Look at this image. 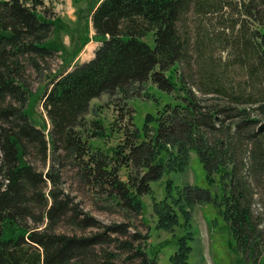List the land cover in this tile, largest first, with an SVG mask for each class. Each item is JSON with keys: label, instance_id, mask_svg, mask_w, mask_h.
<instances>
[{"label": "trees", "instance_id": "obj_1", "mask_svg": "<svg viewBox=\"0 0 264 264\" xmlns=\"http://www.w3.org/2000/svg\"><path fill=\"white\" fill-rule=\"evenodd\" d=\"M46 1L0 0V264H157L150 235L135 224L142 196L165 172L185 171L192 150L208 183L221 174V198L187 185L177 202H213L246 259L264 264V0H97L94 57L43 92L47 133L33 120L28 82V70L51 69L59 49L52 36L62 30ZM149 81L178 101L158 111L154 134L144 127L141 139L134 126L110 151L94 148L90 139L107 134L101 120L87 119L92 101L127 102ZM49 160L44 174L38 165ZM68 167L101 209L125 222L103 224L69 193L60 199ZM161 209L158 227L172 231L175 217ZM189 239H178L173 264L185 263Z\"/></svg>", "mask_w": 264, "mask_h": 264}, {"label": "rangeland", "instance_id": "obj_2", "mask_svg": "<svg viewBox=\"0 0 264 264\" xmlns=\"http://www.w3.org/2000/svg\"><path fill=\"white\" fill-rule=\"evenodd\" d=\"M96 1H46V8L53 16L52 20H55L62 30L52 36L55 46L59 49L52 59L51 69L40 74L31 69L28 70V82L35 93L30 110L35 123L44 128L46 133L50 128V123L42 106L43 92L50 87V82L56 75L92 59L98 47L90 17V12ZM191 17L187 21L193 26L195 19ZM145 41L153 45L152 34L147 36ZM144 90V92L140 91L138 97L127 102L109 95H103L92 101L87 119L101 120L107 134L102 139H90L94 148L110 151L112 147L123 142L125 131H132L135 127L142 133L141 139L144 138V127L148 129L146 135L154 134L157 127L155 118L158 111L167 104H176L178 102L176 101L177 95L161 91L151 81L147 83ZM147 119L149 122L146 125ZM163 155L165 153L160 156ZM50 163L49 160L47 166L39 164V170L46 174ZM212 177L216 179L215 185L208 183L202 163L197 153L192 150L189 165L185 171L165 172L160 180L151 183L152 193L142 196L143 215L136 219L135 224L143 234L150 235L147 251L157 264H173L170 258L178 251V239L185 235L191 237L188 240L191 252L188 253L184 264H253L246 259V254L242 249L238 248V241L230 223L225 220L221 209L213 202L191 205L186 201L181 204L177 202L179 191L187 185L208 188L212 195L219 200L222 194L221 174H213ZM123 178L125 179V177ZM168 182H171L173 186L170 199L167 198ZM51 188L52 184L48 182L46 190L50 191ZM57 191L64 194L69 193L74 200L73 204L79 205L80 210L94 216L103 224L125 222L123 217L105 211L95 203L93 193L83 190L79 182L75 180L71 167L66 168ZM63 193L60 194V199L63 198ZM166 203L170 204V211L162 208ZM156 204L159 209L162 208L165 219L175 217L172 231L158 227L162 221L159 220V215L156 213ZM254 204L253 208L259 211L261 204L257 202ZM257 211L256 214H258ZM29 224L32 226V221ZM59 228V231L65 230ZM260 260L261 257H258L255 264H259Z\"/></svg>", "mask_w": 264, "mask_h": 264}, {"label": "water", "instance_id": "obj_3", "mask_svg": "<svg viewBox=\"0 0 264 264\" xmlns=\"http://www.w3.org/2000/svg\"><path fill=\"white\" fill-rule=\"evenodd\" d=\"M264 129V124L260 127V130H263Z\"/></svg>", "mask_w": 264, "mask_h": 264}]
</instances>
